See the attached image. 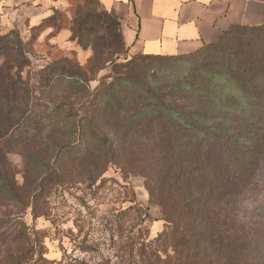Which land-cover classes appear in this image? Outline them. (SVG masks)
Listing matches in <instances>:
<instances>
[{
  "label": "trees",
  "instance_id": "16d2710c",
  "mask_svg": "<svg viewBox=\"0 0 264 264\" xmlns=\"http://www.w3.org/2000/svg\"><path fill=\"white\" fill-rule=\"evenodd\" d=\"M71 33L82 47L90 34L100 39L103 50L92 59V73L113 62L120 48L128 50L119 21L98 0L76 5ZM258 34H264V24L234 26L197 50L228 49L233 52L228 64L206 72L201 66L167 88L146 85L137 91L123 89V78L91 89L86 70L69 60L41 68L32 86L23 76L32 40L11 28L0 36V202L23 201L8 153L21 154L23 171L35 173L26 204L34 217L40 215L51 158L62 164L63 153L74 154L96 177L115 160L143 177L148 201L166 224L172 264H255L242 208L256 201L262 184L264 37L245 39ZM58 81L66 86L52 97L49 114L44 98H34L54 93ZM61 113L65 123L58 125L53 117ZM63 127L69 137L56 141Z\"/></svg>",
  "mask_w": 264,
  "mask_h": 264
},
{
  "label": "rangeland",
  "instance_id": "374dc122",
  "mask_svg": "<svg viewBox=\"0 0 264 264\" xmlns=\"http://www.w3.org/2000/svg\"><path fill=\"white\" fill-rule=\"evenodd\" d=\"M82 1L0 0V36L16 28L22 40H32L30 65L23 73L32 86L37 87L35 80L41 68L65 64V60L86 70L91 89L99 82L108 84L123 78V89L140 91L146 85L166 87L188 78L201 66L206 72L233 58L228 49H210L188 58L146 60L120 48L113 62L100 64L103 68L92 73V59L103 50L100 39L90 34L89 45L82 47L71 36L75 7ZM263 37L258 34L245 39L258 41ZM65 86V82L58 81L54 93H37L34 100L44 98L50 114L54 108L52 97ZM63 115L54 116V122L65 123ZM63 130V134L57 133L56 141L69 137L67 129ZM7 159L23 201L0 202V264H172L171 239L163 233L166 224L149 203L143 177L132 165L114 160L96 177L89 168H81L74 154L63 153L62 164L56 157L51 158L39 202L40 215L34 217L26 204L32 190L27 183L35 173L23 171L21 154L8 153ZM260 171L262 184L256 201L250 200L242 208L250 222L246 240L251 243L255 264H264V162Z\"/></svg>",
  "mask_w": 264,
  "mask_h": 264
},
{
  "label": "crops",
  "instance_id": "0c3cea01",
  "mask_svg": "<svg viewBox=\"0 0 264 264\" xmlns=\"http://www.w3.org/2000/svg\"><path fill=\"white\" fill-rule=\"evenodd\" d=\"M98 2L119 21L122 40L131 54L190 55L234 26L264 24V0Z\"/></svg>",
  "mask_w": 264,
  "mask_h": 264
}]
</instances>
